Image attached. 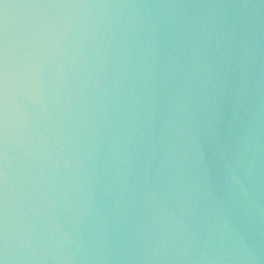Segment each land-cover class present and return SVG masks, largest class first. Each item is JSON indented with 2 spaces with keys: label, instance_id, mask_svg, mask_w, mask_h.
Masks as SVG:
<instances>
[{
  "label": "water",
  "instance_id": "95a60500",
  "mask_svg": "<svg viewBox=\"0 0 264 264\" xmlns=\"http://www.w3.org/2000/svg\"><path fill=\"white\" fill-rule=\"evenodd\" d=\"M189 28L185 70L193 67L191 40L205 30L201 49L209 54L202 70L177 83L173 49ZM222 33L251 48L250 83L238 98L235 63L212 55ZM239 54L234 48L232 55ZM5 61L0 232L6 223L10 255L18 257L10 264H235L227 259L236 248L230 238L205 247L206 221L191 208L192 200L197 207L210 203L203 195L210 182L224 199L217 149L231 152L245 135L258 148L255 207L243 198L239 209L225 207L256 257L241 264H264L260 0H0V65ZM184 86V110L173 112ZM177 126L184 134L179 154ZM185 186L191 199L180 193ZM166 229V247L157 250L143 239Z\"/></svg>",
  "mask_w": 264,
  "mask_h": 264
},
{
  "label": "clouds",
  "instance_id": "9594fccd",
  "mask_svg": "<svg viewBox=\"0 0 264 264\" xmlns=\"http://www.w3.org/2000/svg\"><path fill=\"white\" fill-rule=\"evenodd\" d=\"M261 4H264V0H260ZM191 28H189L188 33L180 39L177 43L176 48L173 49L174 52L178 50V54L175 56V62L171 66V79L177 83L184 81L189 77L192 71H200L203 65L207 63L208 50L201 49V44L208 38L207 30L204 34L199 36L197 39L191 40L193 51L188 57V63L193 67L185 70L184 62V50L185 46L189 42V33ZM226 46V50H225ZM155 48V42L153 44ZM238 47L240 49V54L233 56L232 51L234 48ZM221 54L224 57L225 63L231 65L235 63L236 68L240 73V87L236 90L237 98L240 92L244 89L245 85L250 83V76L248 75L247 66L248 60L251 58V48L246 39L237 38L234 34L222 33L220 37L216 39V46L212 52L213 56ZM133 54L129 52L128 59L131 58ZM123 74V69L121 73H118L117 82L119 83V77ZM8 81L9 73L6 61L0 65V116L6 120V106L8 103ZM131 90L133 92V97H136L137 86L133 83L131 85ZM179 98H174L172 111L179 113L183 109V101L186 97L183 95L184 92L188 91L187 86L178 89ZM6 128V124L4 125ZM184 134L180 131L179 126H177L176 132V152L179 154V141L183 139ZM6 138V135H5ZM219 160L223 163L224 178H225V192L224 199L221 200L215 195L216 188L213 183H209L208 191L203 195L211 197L210 203L204 207H197V201L192 200L191 210L198 214V217H202L206 221V231H205V247L209 246L213 239H217L221 244L225 242V237L230 238L236 245L233 255L227 259L232 260L235 264H241V262H251L256 259L253 254V250L249 246L248 240L245 236L242 227H238L232 223L230 208L239 209L241 204V199L247 201L249 207H255L254 200V188L253 185L260 181V177L257 174V155L258 148L255 145L253 138L250 135H245L238 139L234 150L229 152L223 147V145L218 146ZM205 171L208 175H211L210 167L205 164ZM179 184V181L176 182ZM180 193L189 199H191L193 193L185 186L180 189ZM153 195V193H149ZM119 202V201H118ZM187 203V201H184ZM225 204L230 205V208H226ZM223 229V231H221ZM187 232V229H186ZM171 232L166 229L163 232L157 230L153 235L151 240L147 235L143 236L145 241L149 243H154L157 250L161 247H166L168 240L170 238ZM32 239L30 235L22 236V242H28ZM163 242V243H161ZM246 253V254H245ZM119 259V260H137V259H166L167 257H162L159 255L148 256L145 255L140 257L121 255L119 257H107L101 255L98 257L100 260L108 259ZM18 257L15 255H10L9 249V237L7 224L5 223L2 232H0V264H10V261L17 260ZM215 259H224L223 257H216Z\"/></svg>",
  "mask_w": 264,
  "mask_h": 264
}]
</instances>
